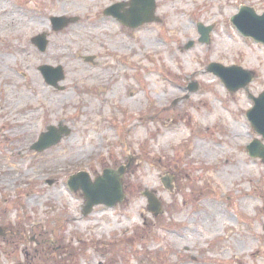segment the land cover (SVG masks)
<instances>
[{"label":"rangeland","instance_id":"374dc122","mask_svg":"<svg viewBox=\"0 0 264 264\" xmlns=\"http://www.w3.org/2000/svg\"><path fill=\"white\" fill-rule=\"evenodd\" d=\"M129 1L0 0V264H264V161L247 151L264 139L246 116L249 96L264 93V44L230 22L243 5L264 13V0H167V14L155 0L157 21L136 29L104 15ZM56 17L76 21L56 31ZM198 24L213 28L209 44ZM149 32L163 52L144 53ZM42 35L44 51L32 41ZM210 64L241 67L252 82L231 93ZM42 65L63 69L60 89ZM60 126L68 137L33 149ZM231 133L242 136L234 143ZM200 142L221 155L196 154ZM122 166L124 202L84 216L83 193L68 188L69 178L86 171L94 181ZM223 172L237 175L218 179ZM145 191L158 198L159 215ZM206 205L216 208L208 223L197 217Z\"/></svg>","mask_w":264,"mask_h":264},{"label":"water","instance_id":"95a60500","mask_svg":"<svg viewBox=\"0 0 264 264\" xmlns=\"http://www.w3.org/2000/svg\"><path fill=\"white\" fill-rule=\"evenodd\" d=\"M129 5L131 6V9L125 11V13H122V10H124L126 4L122 3L107 9L105 14L114 16L120 22L131 28H137L145 23L155 20V0H132ZM75 21L76 19H52L54 28L57 31L64 29L69 23ZM232 21L245 36L252 37L257 41L264 43V15L258 16L253 9L243 7L240 15L234 17ZM210 31L211 28H204L202 25L199 26V32L202 36L200 42L207 44L210 42ZM32 41L41 51L46 49V35L36 37ZM193 46L194 43L190 42L186 48L190 49ZM207 70L220 76L231 92H236L239 89L247 87L253 79L251 73L237 67L226 69L218 64H211ZM40 71L43 73L44 78L49 85L60 89L59 83L64 80V71L61 67L53 68L50 66H42L40 67ZM225 75L232 77L235 76V79L232 81ZM249 97L254 101L255 106L247 113V118L251 122L255 131L264 137V93L259 98H255L252 95ZM69 135L70 130L66 127L60 126L59 129L49 127L47 132L43 133L38 142L33 145V149L41 153L46 149L59 144L64 136ZM248 150L251 157L264 160V145L259 141H254L248 147ZM125 171L126 167L124 166L118 170H105L104 175L97 178L95 182L90 180L87 173H79L70 178L68 183L69 187L75 192L82 190L84 193V216L89 215L95 206L105 205L108 207H114L124 201L125 195L122 188V178ZM163 182L165 186L169 188L170 180L164 179ZM144 195L148 198L150 211L159 215L161 212V204L156 196L150 191H145Z\"/></svg>","mask_w":264,"mask_h":264},{"label":"bare ground","instance_id":"6f19581e","mask_svg":"<svg viewBox=\"0 0 264 264\" xmlns=\"http://www.w3.org/2000/svg\"><path fill=\"white\" fill-rule=\"evenodd\" d=\"M211 2H214V0H210ZM161 3L164 5V10H163V12L165 13V14H167V13H170V9H169V7H170V5H169V3H168V1L167 0H161ZM5 13V11L4 10H2V11H0V17H2L3 16V14ZM175 19H177V18H173V20L175 21ZM179 19V18H178ZM99 26H101V24L99 25V24H94L93 25V27H96V28H98ZM2 27H6V28H10L11 30H15V29H17L18 28V26H16L15 24H13L12 26H10V27H7V24L6 23H3L2 24ZM174 28H176V27H174ZM3 37V36H2ZM145 40H146V43H145V45L147 46L146 47V49H144V53L145 54H154V53H160V52H163V50H164V46H163V42L156 36V37H154V36H152L151 35V33L149 32L148 34H146V36H145ZM68 43H69V45H74V43H73V41L70 39V40H68ZM118 45H123V43L122 42H119L118 43ZM74 46H78V45H74ZM121 47H123L122 48V51H130L131 49H132V47H126V46H121ZM222 47V46H221ZM221 47H219V48H221ZM59 47L58 46H56L55 47V50H57ZM223 48V47H222ZM225 48H226V50L227 51H230L231 49H232V47H226L225 46ZM81 50V48L78 50V52ZM17 53H19V54H21V51H17ZM98 55H103L102 57H106L107 55H105L104 56V53L102 52H98L97 53ZM68 57H70V56H68ZM1 61V60H0ZM72 64L73 63V61H71V59L70 58H68V64ZM82 72H83V75L86 73V70H84V69H81L79 72H78V75H82ZM150 73H153V72H150ZM97 82L99 81V80H96ZM100 82V81H99ZM91 85H93V84H91ZM72 87V84H70V83H68V90H70V88ZM80 90H82V89H80ZM89 93V91L88 90H84L83 91V93ZM87 103H89V105H91V107H92V109L94 108V106L91 104V102L90 101H87ZM133 104H137V105H140L141 104V98L140 97H137V98H135L134 100H133V102H132ZM88 105V106H89ZM214 114H215V116H212V117H215V118H218L219 117V113H218V111L216 110V108H215V110H214ZM21 124H23V121L22 122H20ZM26 131V130H25ZM31 131H26V133H30ZM139 134H140V131L138 132ZM182 133V132H181ZM105 134H109V132H107V133H105ZM171 135H173V136H181V135H183V133L182 134H179V135H177V134H171ZM230 135H232V140H233V142L234 143H236L237 142V139H238V137H240V136H242V134L241 133H234V134H230ZM167 137V140H169L168 138H171V136L170 135H168V136H166ZM231 137V136H230ZM173 138V137H172ZM171 138V139H172ZM165 140H166V138H165ZM205 147H207V146H204L201 142L200 143H198V144H196V147H195V150H196V154H200L201 156H203V157H206V156H210V155H215V156H218V155H221L220 153H221V151H219L218 149H213V150H208V149H206ZM240 166H243V164H241ZM228 170V169H227ZM237 175V174H236ZM236 175L235 176H233V175H231V174H227L226 172H223L221 175H219L218 176V179L220 178V179H224L225 181H232L235 177H236ZM61 196V195H60ZM216 208L215 207H212L211 205H206V209L204 210V211H202V212H200V213H198L199 215H197V217H198V219L200 220V221H202V222H204V223H208V222H212V220L211 219H213V218H215V213H214V210H215ZM204 216H206V217H204ZM192 221L194 222V218L192 219ZM220 221V218L219 219H217V224H218V222ZM217 225H211V229L213 230L215 227H216ZM219 226V225H218ZM216 230V232H217V229H215ZM218 233H216L215 235H217ZM178 237H182L183 235H177ZM218 237H219V235H218ZM238 247H239V245H234L233 246V249H235V250H237L238 249ZM241 247H239V250H241L242 251V248L240 249ZM242 254H243V251H242Z\"/></svg>","mask_w":264,"mask_h":264}]
</instances>
